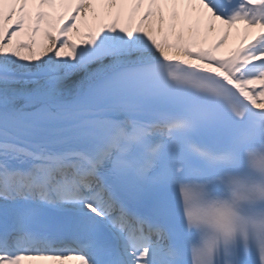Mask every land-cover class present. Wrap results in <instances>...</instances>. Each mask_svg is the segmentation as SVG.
Wrapping results in <instances>:
<instances>
[{
  "label": "snow or ice",
  "instance_id": "snow-or-ice-1",
  "mask_svg": "<svg viewBox=\"0 0 264 264\" xmlns=\"http://www.w3.org/2000/svg\"><path fill=\"white\" fill-rule=\"evenodd\" d=\"M264 264V0H0V264Z\"/></svg>",
  "mask_w": 264,
  "mask_h": 264
},
{
  "label": "bare ground",
  "instance_id": "bare-ground-1",
  "mask_svg": "<svg viewBox=\"0 0 264 264\" xmlns=\"http://www.w3.org/2000/svg\"><path fill=\"white\" fill-rule=\"evenodd\" d=\"M24 264H60V262H51V261H27ZM63 264H77L71 260L63 262Z\"/></svg>",
  "mask_w": 264,
  "mask_h": 264
}]
</instances>
